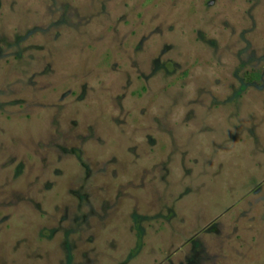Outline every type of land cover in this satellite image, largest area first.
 Segmentation results:
<instances>
[{"label":"rangeland","instance_id":"1","mask_svg":"<svg viewBox=\"0 0 264 264\" xmlns=\"http://www.w3.org/2000/svg\"><path fill=\"white\" fill-rule=\"evenodd\" d=\"M264 264V0H0V264Z\"/></svg>","mask_w":264,"mask_h":264},{"label":"flooded vegetation","instance_id":"2","mask_svg":"<svg viewBox=\"0 0 264 264\" xmlns=\"http://www.w3.org/2000/svg\"><path fill=\"white\" fill-rule=\"evenodd\" d=\"M70 264V263H69Z\"/></svg>","mask_w":264,"mask_h":264}]
</instances>
